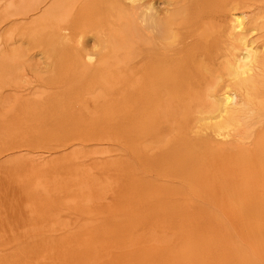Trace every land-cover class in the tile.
<instances>
[{
  "label": "bare ground",
  "instance_id": "1",
  "mask_svg": "<svg viewBox=\"0 0 264 264\" xmlns=\"http://www.w3.org/2000/svg\"><path fill=\"white\" fill-rule=\"evenodd\" d=\"M256 186L264 0H0V264H264Z\"/></svg>",
  "mask_w": 264,
  "mask_h": 264
},
{
  "label": "rangeland",
  "instance_id": "2",
  "mask_svg": "<svg viewBox=\"0 0 264 264\" xmlns=\"http://www.w3.org/2000/svg\"><path fill=\"white\" fill-rule=\"evenodd\" d=\"M36 56H37V58L40 57V56L37 55V54H36ZM96 148H101V149H102V148H104V147H101V146H100V147H96L95 145H91V146L89 147L88 150H89V151H93V150L96 149ZM92 154H95V155H97V156H103V155L108 154V152H93ZM259 181H260V180H259ZM256 187H258V188H264V186H261V187H260V186H256ZM261 192H262V193H260V190H259V193L264 195V191L261 190ZM2 233H6V232H2Z\"/></svg>",
  "mask_w": 264,
  "mask_h": 264
}]
</instances>
